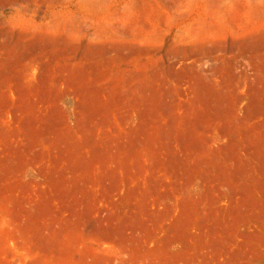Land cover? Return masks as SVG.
Segmentation results:
<instances>
[{
    "label": "rangeland",
    "instance_id": "374dc122",
    "mask_svg": "<svg viewBox=\"0 0 264 264\" xmlns=\"http://www.w3.org/2000/svg\"><path fill=\"white\" fill-rule=\"evenodd\" d=\"M0 264H264V0H0Z\"/></svg>",
    "mask_w": 264,
    "mask_h": 264
}]
</instances>
